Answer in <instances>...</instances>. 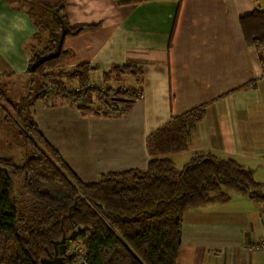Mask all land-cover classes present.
<instances>
[{"label": "crops", "instance_id": "1", "mask_svg": "<svg viewBox=\"0 0 264 264\" xmlns=\"http://www.w3.org/2000/svg\"><path fill=\"white\" fill-rule=\"evenodd\" d=\"M257 4L263 6L259 0H0V48L10 20L27 22L14 33L15 51L0 52V74L12 76L10 94L18 85L26 90L30 48L49 38L41 37L46 28L34 12L60 32L80 27L63 35L64 68L88 64L98 86L115 65L143 72V96L123 117H83L59 100L34 105L40 133L81 180L145 169V137L204 104L187 150L167 158L211 154L234 159L253 175L251 166L264 157V47L258 52L245 44L238 19ZM56 7L62 20L57 9L46 10ZM120 83L136 85L127 77ZM0 112L1 120L6 112ZM176 264H264V203L235 196L186 212Z\"/></svg>", "mask_w": 264, "mask_h": 264}, {"label": "trees", "instance_id": "2", "mask_svg": "<svg viewBox=\"0 0 264 264\" xmlns=\"http://www.w3.org/2000/svg\"><path fill=\"white\" fill-rule=\"evenodd\" d=\"M52 9L62 12L61 7L46 10ZM34 13L50 36L43 46L30 48L26 96L12 101V76L0 74V107L6 112L0 122L19 126L20 143L28 154L22 165L0 157V264H43L73 232V241L85 248L87 264H176L186 212L225 204L228 192L264 203L261 185L234 159L197 154L177 169L167 158L187 150L188 133L203 120L207 104L171 118L147 137L145 169L81 180L40 133L34 105L59 100L72 104L83 117H123L143 96V72L115 65L101 75L98 86L91 83L94 69L88 64L61 67L69 55L62 49L63 37L81 29L55 33ZM238 25L245 44L259 52L264 47V7L256 5L239 17ZM261 64L264 70V60ZM124 77L136 85H118ZM71 260L66 256L64 262Z\"/></svg>", "mask_w": 264, "mask_h": 264}, {"label": "rangeland", "instance_id": "3", "mask_svg": "<svg viewBox=\"0 0 264 264\" xmlns=\"http://www.w3.org/2000/svg\"><path fill=\"white\" fill-rule=\"evenodd\" d=\"M259 1L262 3V5L264 7V0H259ZM257 5H259V4H257ZM30 11L32 12V9ZM57 11L58 12H55V13H56L57 17H59L58 19L62 20L60 17L62 12H60V10H58V9H57ZM40 14L41 13H39V15ZM40 17H41V15H40ZM53 28H54L55 33L61 34V32H60L61 27L59 28V26L53 25ZM47 31H48L47 29H43V32L40 31L42 38L46 34L50 33ZM39 41L41 43H43L44 40H39ZM40 42L37 41V44L35 43V45L41 46L42 44ZM61 67H63V66L61 65ZM91 83L95 84V81L94 82L91 81ZM112 84L114 85L113 82H112ZM36 89H38V87L36 85H34V90H36ZM25 96H26V90H23V86H21V85L16 86L12 90V94H11L12 101L18 102L22 98H24ZM13 112H14V114H16L15 111H13ZM1 115H2V113L0 112V116ZM19 132H20V129L16 123H12V124L0 123V157L10 158L17 165H22L25 162V160L27 159L28 154H27V150H25L21 146L20 139H19ZM147 137H145V150H146V139H147ZM146 154H147V151H146ZM171 160L173 162V165L177 169H181L185 165V163H187L189 161V157L187 155H181V157H174ZM251 167L254 170V173L252 176L253 180L261 185L260 193L262 195H264V157L258 156L255 163ZM18 182H19V184H21V180H19ZM228 195L232 199L235 198V196H243L237 192H228ZM245 197H247V196H245Z\"/></svg>", "mask_w": 264, "mask_h": 264}, {"label": "clouds", "instance_id": "4", "mask_svg": "<svg viewBox=\"0 0 264 264\" xmlns=\"http://www.w3.org/2000/svg\"><path fill=\"white\" fill-rule=\"evenodd\" d=\"M9 29L3 36L4 47L0 48V52L9 53L15 51V32H22L27 29V22L22 18L16 17L9 21Z\"/></svg>", "mask_w": 264, "mask_h": 264}, {"label": "built area", "instance_id": "5", "mask_svg": "<svg viewBox=\"0 0 264 264\" xmlns=\"http://www.w3.org/2000/svg\"><path fill=\"white\" fill-rule=\"evenodd\" d=\"M66 256H72V260L69 264H87L86 260V251L82 243L80 242H71L64 254Z\"/></svg>", "mask_w": 264, "mask_h": 264}, {"label": "water", "instance_id": "6", "mask_svg": "<svg viewBox=\"0 0 264 264\" xmlns=\"http://www.w3.org/2000/svg\"><path fill=\"white\" fill-rule=\"evenodd\" d=\"M64 34H62L61 36H63ZM46 58H43L42 60H40L36 65H38L39 63H42V61H44ZM49 59V58H48ZM35 67V65L32 67V69ZM76 237V233H72L70 235V237L67 240V243L62 246L59 250H55L54 254H50L48 253V257L43 261V264H65L64 260H65V251L68 247V245L70 244V242H72L74 240V238Z\"/></svg>", "mask_w": 264, "mask_h": 264}, {"label": "flooded vegetation", "instance_id": "7", "mask_svg": "<svg viewBox=\"0 0 264 264\" xmlns=\"http://www.w3.org/2000/svg\"><path fill=\"white\" fill-rule=\"evenodd\" d=\"M60 38L62 39V36H61V37H59V39H60Z\"/></svg>", "mask_w": 264, "mask_h": 264}]
</instances>
